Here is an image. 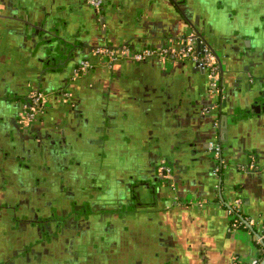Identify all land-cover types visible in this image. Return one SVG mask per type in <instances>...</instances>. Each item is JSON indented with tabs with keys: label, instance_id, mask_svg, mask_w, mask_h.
<instances>
[{
	"label": "flooded vegetation",
	"instance_id": "1",
	"mask_svg": "<svg viewBox=\"0 0 264 264\" xmlns=\"http://www.w3.org/2000/svg\"><path fill=\"white\" fill-rule=\"evenodd\" d=\"M165 20L181 30L151 31L158 44H147L142 25L159 29ZM188 44L191 51L175 55ZM146 51L153 53L136 58ZM150 60L161 74L187 63L206 77L217 98L198 111L201 119L214 118L206 156L214 169L220 165L212 170L221 180L223 135L220 158L211 144L229 117L222 111L226 80L249 89L256 96L254 112L264 111L263 79L256 74L264 70V0H0V264H105L114 244L107 229L115 227L107 220L150 211L161 188L178 201L170 152L182 155L188 145L182 158L191 161L197 148L172 132L170 121L180 110L159 92L163 82L156 85L150 66L146 77L141 74ZM83 61L88 65L82 69ZM123 63L134 71L118 72ZM97 82L104 86L97 121L105 130L88 140L83 131L72 141L67 119L82 110L76 87ZM156 118L167 120V137L151 131Z\"/></svg>",
	"mask_w": 264,
	"mask_h": 264
},
{
	"label": "crops",
	"instance_id": "2",
	"mask_svg": "<svg viewBox=\"0 0 264 264\" xmlns=\"http://www.w3.org/2000/svg\"><path fill=\"white\" fill-rule=\"evenodd\" d=\"M151 23L147 21L141 28V34L145 33L144 35L150 38V43L147 44H158V41L150 36L151 31L168 30L178 33V30H181V26L171 20H165L159 29H154L157 26H150ZM130 27L134 34L141 35L139 26ZM11 56L9 60L15 58ZM3 58V61L7 60V57ZM4 65L2 67L7 68L9 72L16 73L8 68L9 63ZM149 66L150 73L155 76L156 85L163 82L159 92L167 93L170 106L180 110L173 121H170V124L174 123L173 129L170 127L172 132L174 131L180 140L196 143L197 150L191 161H184L182 158L188 145L182 155L179 151L170 152L176 156L177 162L178 201L171 198L166 188H161L157 200L150 203V211L126 212L115 218L118 222L107 220L109 225L115 227L107 229V234H113L114 244L105 254V264H252L256 259L261 261L264 245L256 242L258 224L232 228L229 213V206L233 205L235 200H240V214L244 220L264 219V111L257 114L252 109L256 96L251 95L252 92L247 88L229 84L228 80L225 82L222 111L229 117L226 140H223V174L219 180L214 176L212 168L214 169L215 162L213 159L214 165L212 161L209 162L205 145L214 135V118L210 116L208 119H201L198 111L203 104L216 101L217 98L216 94L209 90L206 77L192 70L187 63L176 64L171 71L163 70L161 74V67L155 60L142 64L141 74L145 77L149 73ZM14 68L18 69L17 65ZM117 69L123 74L134 71L129 70L130 66L125 63ZM18 72L23 74L21 69H18ZM96 74L95 79L101 78V72ZM256 74L263 79L264 85V70ZM103 87L101 82H97L94 88H88L84 84L76 87L81 93L79 100L82 110L78 115L72 116L73 118L70 117L72 120L68 118L69 122L67 119L68 128L71 129L68 135L72 141L75 139L76 142L77 136L83 131L86 133V140L92 132H104L102 123L97 121L100 113H104L101 108ZM138 87L144 88L143 85ZM153 88L155 94L156 88ZM118 92L124 93L117 89L116 94ZM147 108H150V103ZM159 114L160 112H154L156 116ZM166 121L159 120L150 124L151 131L157 132L156 137H167L169 130ZM129 124L128 132H131L133 126L131 122ZM11 125L17 129L14 116ZM174 138L171 140L175 141ZM198 141L204 142V145L198 144ZM251 154L255 156L253 157L263 171L246 173L237 168V165L246 164L252 159ZM101 258L105 259L104 256Z\"/></svg>",
	"mask_w": 264,
	"mask_h": 264
},
{
	"label": "built area",
	"instance_id": "3",
	"mask_svg": "<svg viewBox=\"0 0 264 264\" xmlns=\"http://www.w3.org/2000/svg\"><path fill=\"white\" fill-rule=\"evenodd\" d=\"M93 4H97L99 0H90ZM192 46L190 44L181 47L178 51L175 52L176 56L182 55L186 52L191 51ZM167 49H162L161 50V54L164 55L166 53ZM153 52H139L136 54V58H141L147 54H151ZM196 58V57H195ZM202 60L204 62H209V57H202ZM88 65L87 61H83L82 65L80 68H86ZM221 135V134H220ZM216 137V139L212 142L211 146L212 148H214L215 150V154L217 158H220V149H221V142H220V137L221 136ZM220 165L218 164L215 169L214 172L217 173L219 171ZM240 168L242 170L245 171H250V172H254V170L257 172L259 171V167L257 166V164L255 163L254 159H252L249 163L247 164H243L240 166ZM235 203H233V205H231L230 209H229V213L231 215V227L232 228H244V227H248V225L252 224V225H257L259 227V230L256 234V242L258 244H264V219H262L261 221L252 219V220H244V218L239 219L238 218V213H240L241 210V205H240V200H235ZM260 261H258L257 259L252 261V264H259ZM235 264H238V262H236Z\"/></svg>",
	"mask_w": 264,
	"mask_h": 264
},
{
	"label": "water",
	"instance_id": "4",
	"mask_svg": "<svg viewBox=\"0 0 264 264\" xmlns=\"http://www.w3.org/2000/svg\"><path fill=\"white\" fill-rule=\"evenodd\" d=\"M205 44V43H204ZM259 96V95H258ZM260 98V97H259ZM262 98H260L261 100ZM255 101V99L253 100ZM262 101V100H261ZM257 103V104H256ZM254 105V108L257 110V112L260 111V108H261V104L259 101H257ZM260 103V104H259ZM223 130H222V135H223V140H226V136H227V129H228V120H227V116L224 117V120H223V126H222ZM257 164V163H256ZM257 166L259 167V165L257 164ZM260 170L259 171H263L262 170V167H259ZM231 206H229L230 208ZM264 245V244H263ZM259 264H264V256L262 257L261 261L259 262Z\"/></svg>",
	"mask_w": 264,
	"mask_h": 264
},
{
	"label": "trees",
	"instance_id": "5",
	"mask_svg": "<svg viewBox=\"0 0 264 264\" xmlns=\"http://www.w3.org/2000/svg\"><path fill=\"white\" fill-rule=\"evenodd\" d=\"M238 218H239V219H242V218H243L242 215H241L240 213H238Z\"/></svg>",
	"mask_w": 264,
	"mask_h": 264
}]
</instances>
